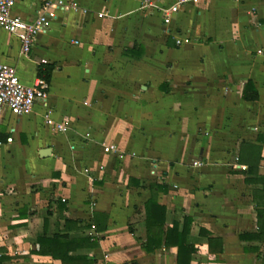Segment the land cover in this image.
I'll use <instances>...</instances> for the list:
<instances>
[{"label":"crops","instance_id":"crops-1","mask_svg":"<svg viewBox=\"0 0 264 264\" xmlns=\"http://www.w3.org/2000/svg\"><path fill=\"white\" fill-rule=\"evenodd\" d=\"M71 1L26 56L0 28V62L24 84L53 67L48 109L68 127L49 129L39 104L0 114V264H177L174 246L145 251L152 195L164 232L188 230L190 264H264V0L191 1L168 25L141 0ZM42 2L13 14L31 21Z\"/></svg>","mask_w":264,"mask_h":264},{"label":"built area","instance_id":"built-area-1","mask_svg":"<svg viewBox=\"0 0 264 264\" xmlns=\"http://www.w3.org/2000/svg\"><path fill=\"white\" fill-rule=\"evenodd\" d=\"M197 0H178L168 7H157L149 0H141L142 7H152L158 9L162 16L164 25H168L173 16L179 11L180 7L186 3ZM15 0H0V28L8 34L14 36L20 45L22 56L29 54L35 38L39 34H45L50 25L58 19L59 13L78 12L79 7L71 0H43L39 12L31 21H25L13 14ZM83 12H85L83 10ZM175 45L180 46L183 43L181 38H174ZM49 96V85L43 80L28 86L24 84L18 75L14 66L0 62V114L7 110L15 117H23L30 114L36 105H41L45 109L44 123L55 133L64 134L68 127L65 123L55 121L52 112L48 109L47 99ZM11 138L7 142H11ZM115 150L112 145L103 146V151L109 153ZM196 167L203 164L194 162ZM264 172V158L262 162ZM101 264H110L107 256Z\"/></svg>","mask_w":264,"mask_h":264},{"label":"trees","instance_id":"trees-1","mask_svg":"<svg viewBox=\"0 0 264 264\" xmlns=\"http://www.w3.org/2000/svg\"><path fill=\"white\" fill-rule=\"evenodd\" d=\"M53 70L52 66L45 65L39 70L38 72V77L39 79L49 82L51 72ZM241 98L243 101L246 102H253L256 101L258 98L257 91L252 85L251 82L247 81L244 84V87L242 89L241 93ZM258 142L260 144L263 143L264 141V136H259L258 137ZM249 144V145H248ZM247 145L250 146V143ZM248 147L247 151H256L260 153L261 148L253 146ZM158 190L161 191V187L156 186ZM145 213H146V226H147V243L145 246V251L149 252L152 251L154 248H159L162 245L165 247H176L177 248V264H190L191 256L194 253V248L191 245H188L185 241L186 239V234L188 230H183L182 232L178 233L177 232V227L176 225L173 226V228L163 231L162 226L164 223V215H165V208L161 205L157 204L156 201V196L152 195L147 202L145 203ZM150 227L153 229L151 230ZM210 242H212L210 239ZM37 243L39 244L40 247L43 246L44 241L42 239H38ZM56 244L57 242H53ZM58 245H62L61 242L57 243ZM36 253H40L38 250ZM59 255H52V257H58ZM61 258V261L64 263V258L62 256H59Z\"/></svg>","mask_w":264,"mask_h":264},{"label":"water","instance_id":"water-1","mask_svg":"<svg viewBox=\"0 0 264 264\" xmlns=\"http://www.w3.org/2000/svg\"><path fill=\"white\" fill-rule=\"evenodd\" d=\"M50 155V149L49 148H46V149H43V150H41V152H40V156L41 157H47V156H49Z\"/></svg>","mask_w":264,"mask_h":264}]
</instances>
